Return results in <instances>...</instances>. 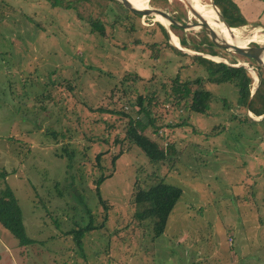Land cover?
Masks as SVG:
<instances>
[{"label": "rangeland", "instance_id": "rangeland-1", "mask_svg": "<svg viewBox=\"0 0 264 264\" xmlns=\"http://www.w3.org/2000/svg\"><path fill=\"white\" fill-rule=\"evenodd\" d=\"M52 3L0 0V189H12L31 238L19 244L0 224V264H264V129L243 118L237 87L203 81L209 107L192 111L189 94L174 102L170 78H194L204 68L164 44L152 15L125 17L110 0ZM165 10L186 21L178 33L203 32L182 0H168ZM95 18L101 31L90 24ZM240 27L258 29L264 40L261 26ZM251 43L264 42L238 45ZM214 48L227 62L257 64ZM151 91L161 125L141 131L165 148L163 160L117 142L126 118L94 109L134 115L130 101ZM157 180L181 193L154 235L149 218L133 216L141 203L132 191ZM89 218L96 227L77 243L68 230Z\"/></svg>", "mask_w": 264, "mask_h": 264}, {"label": "trees", "instance_id": "trees-1", "mask_svg": "<svg viewBox=\"0 0 264 264\" xmlns=\"http://www.w3.org/2000/svg\"><path fill=\"white\" fill-rule=\"evenodd\" d=\"M65 1V0H64ZM114 2L117 6L122 7L125 17L130 13L134 16H138L136 13L130 11L128 8L122 6L121 3L115 0H110ZM179 1V0H178ZM52 4H58L61 0H52ZM217 11L220 14L221 19L229 26L238 27L246 23V19L238 8L237 3L234 0H211ZM68 5V2L66 6ZM147 6L158 7L162 9L168 8V0H147ZM138 8H142L139 6ZM182 13V11H181ZM160 22L165 23V20L160 17ZM155 17V18H156ZM180 20V16H176ZM181 22H184L183 20ZM161 29L164 37V44L169 46L173 51L182 54V56H189L199 63L204 68V74L198 75L194 78H186L183 80L179 79L178 74H175L170 78V89L172 93L175 94V103H180L185 96L189 94L190 99L187 107L195 112H206L209 107V102L212 98L211 92L202 87L203 81L210 82H223L230 81L237 87V97L236 103L245 106L247 104L248 110L251 115L259 116L264 112V68L260 65L254 64L253 69L257 76V85L254 89L253 94L249 97L250 88L252 85V79L248 70L242 65H229L222 61H215L200 54H191L181 51L174 47L172 44L166 40V32L163 26L155 22ZM91 26L101 31L102 23L98 18L90 20ZM169 29L174 33L172 42L176 45H181L183 47L189 48L191 50L206 52L210 54H218L217 49L212 45V41L208 35L204 32H200L198 38L186 37L182 33L177 32V27L170 24ZM264 30V27H263ZM158 41H153L157 43ZM253 44V43H252ZM257 45V44H254ZM236 60H230L229 62H235ZM125 75L136 76L135 72H129ZM194 84V88H190V85ZM154 92L147 94H137L135 98L130 101L132 107H134L135 114L127 113L124 110L112 109L109 107L96 106L94 109L100 112H109L113 114H118L119 116L125 117L126 122L124 123V133L122 138L117 139V142H125L127 145L135 144L138 146L145 155L151 160H163L166 157L165 148L159 147L155 140L150 139L147 135L142 133L141 128L143 126H150L152 131H156L161 125L158 117L155 116L154 106L157 103ZM91 109V108H90ZM93 110V108H92ZM144 114L147 118L146 122H143L141 115ZM245 121L258 123L264 129V115L258 120L250 119L246 114H243ZM53 133V131H52ZM97 139V138H96ZM103 139V138H101ZM170 151V146H168ZM114 153L110 157L111 164L118 154ZM102 152H98L95 156L96 160L99 158ZM4 175V172H2ZM105 175H100L96 179V183H99ZM96 195L98 196L99 202L103 203V199L98 191V186H96ZM181 193V188L172 183L164 182L162 180H157L155 183L148 185L147 187H134L132 191L133 200L140 202L141 206L133 212V216L137 220L144 218H149L152 224V229L154 235H159L163 232L168 215L177 201ZM105 217V216H104ZM0 224L6 228L18 241L19 244H27L31 241V238L26 235L24 226L21 219V211L17 203V199L12 191V189L5 185L0 189ZM96 227L91 219L89 218L86 223L78 226L77 228H71L68 230L73 233L77 243H80L81 235L84 231Z\"/></svg>", "mask_w": 264, "mask_h": 264}, {"label": "water", "instance_id": "water-1", "mask_svg": "<svg viewBox=\"0 0 264 264\" xmlns=\"http://www.w3.org/2000/svg\"><path fill=\"white\" fill-rule=\"evenodd\" d=\"M118 1L119 3H121L124 7L128 8L130 11L136 13L138 16L139 15H143V16H147V15H152V18L154 19L155 22L161 24L166 32V36H167V40L169 41L170 44H172L174 47H176L177 49L181 50V51H184V52H190L191 54H200L202 56H206V57H209L211 59H216L215 61H222V62H225L229 65H242L244 66L250 76H251V79H252V83H253V87L252 89L250 90V93H249V97L253 94L254 92V89L257 85V79H256V74L254 72V69L252 67V64L248 63V62H243V63H233V62H227L224 58L218 56V55H214V54H210V53H205V52H201V51H196V50H190L186 47H183V46H178L176 45L175 43L171 42V36L169 34L170 32V29H169V25L172 24L174 26H176L177 28H180L181 30L185 29L183 27V22H180L177 20L176 16L173 15V13L171 12H168L166 11L165 9H162V8H158V7H149L147 6V10H144V11H141L139 9H137L135 6H133L129 0H116ZM184 1V4L186 5V7L188 8V10L193 14V16H195L196 20L194 21H191V22H200L201 23V30L203 32H205L208 37L210 38V40L212 41V44L218 48H222V49H225V50H230L238 55H241V56H244V57H247V58H251L253 59L258 65L260 66H263L264 68V63L262 62V59H261V55L260 53L256 52L255 51V48H262L264 49V44H257V45H249L248 47H242V46H237V45H234L232 44L231 42H228L225 38L222 37V35L220 34V32H218L215 28H213L212 26H210L207 21L201 16V14L195 10L190 2H188L187 0H183ZM212 6L214 7V9L217 11V8L215 7V5L211 2ZM217 14H218V17L220 18V20L223 22V24H225V26L227 28H231V27H235V26H229L227 25L220 17V14L219 12L217 11ZM155 15H161V17L163 19L166 20V24L165 23H162L160 22L158 19L155 18ZM162 15H166L167 17L165 18L164 16ZM186 22V21H184ZM205 29L209 30V32H206ZM213 38H216L219 40V42L221 43H225L227 46H223V45H219L215 42V40ZM245 110H246V114L249 118L251 119H256V120H259L263 115H264V112L259 115V116H252L250 113H249V110H248V107H247V104H245ZM141 118L143 120V122H146L147 121V118L145 117L144 114L141 115Z\"/></svg>", "mask_w": 264, "mask_h": 264}, {"label": "bare ground", "instance_id": "bare-ground-1", "mask_svg": "<svg viewBox=\"0 0 264 264\" xmlns=\"http://www.w3.org/2000/svg\"><path fill=\"white\" fill-rule=\"evenodd\" d=\"M130 3L135 6L137 9L144 11L147 10V0H129ZM188 2H190L191 6L195 9V10H203L205 12V16L204 19L207 21V23L211 25L210 18L212 17V19L214 20V24L215 26L213 28H215L218 32H220V34L222 35L223 38H225L228 42H231L234 45L241 44V43H248L249 41H259V42H264L263 39H261L259 37L258 33V29L257 30H253L249 33L246 34H242L240 29L242 27L238 26V27H231V28H227L225 26V24H223V22L220 20V18L218 17L217 11L214 9V7L212 6V4L207 0V1H197V0H187ZM182 2L184 3V1L182 0ZM144 4L146 5L144 7ZM139 6H141L142 8H138ZM147 7V8H146ZM206 32H209V30L205 29ZM170 34V32H169ZM215 40V42L219 45H223V46H227L225 43H221L219 42L218 39L213 38ZM264 44V43H263ZM248 45V44H247ZM244 46V47H247ZM255 51L260 53L261 55V59H263L264 56V49L262 48H255Z\"/></svg>", "mask_w": 264, "mask_h": 264}, {"label": "crops", "instance_id": "crops-1", "mask_svg": "<svg viewBox=\"0 0 264 264\" xmlns=\"http://www.w3.org/2000/svg\"><path fill=\"white\" fill-rule=\"evenodd\" d=\"M246 23L252 22L255 25L264 27V0H234ZM242 26V25H240Z\"/></svg>", "mask_w": 264, "mask_h": 264}, {"label": "flooded vegetation", "instance_id": "flooded-vegetation-1", "mask_svg": "<svg viewBox=\"0 0 264 264\" xmlns=\"http://www.w3.org/2000/svg\"><path fill=\"white\" fill-rule=\"evenodd\" d=\"M251 45H253V44L251 43Z\"/></svg>", "mask_w": 264, "mask_h": 264}]
</instances>
